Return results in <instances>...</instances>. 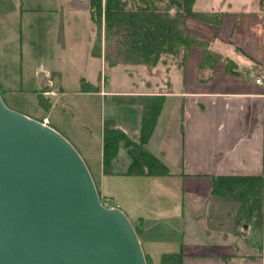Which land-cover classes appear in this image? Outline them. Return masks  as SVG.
Segmentation results:
<instances>
[{
  "label": "crops",
  "instance_id": "crops-1",
  "mask_svg": "<svg viewBox=\"0 0 264 264\" xmlns=\"http://www.w3.org/2000/svg\"><path fill=\"white\" fill-rule=\"evenodd\" d=\"M250 2L255 3V0ZM1 3L2 0L0 21L10 26L4 33L0 28L2 94L28 92L42 108H51L54 106V96L65 92L63 70H47L45 76L41 77L40 73L46 68L40 71L42 65H39V69L36 65L34 75H24L21 59L17 60L18 45L11 37L14 32L12 21L18 19L8 20L9 11L18 12V8L15 4L7 7ZM231 3L227 6L214 4L211 9L202 10L222 13L220 25L185 18L188 32L209 40L210 49L222 54V59L215 67L202 68V51L193 47L185 60L180 56L178 63L171 66V71L178 67V91H165L158 85L153 87L149 84L148 92L142 93L165 95L162 111L146 146L169 168V174H129L132 157L124 143L112 162V171L104 172V121L115 120L117 127L132 138H137L142 119L139 104L117 103L113 99V107L119 112L122 108L135 109L132 116L111 113L110 117H102L95 124L83 120L65 129L53 125L48 114L41 117H48L51 125L64 132L78 148L100 194L109 198L130 219L140 222V240L145 254L152 260L151 264H160L164 253L179 252L184 255L183 264H264V216L259 222L247 220L245 225L242 219L237 220L238 201L212 193V177L215 175L264 174V86L254 80L256 74L264 72V4ZM79 5H69L71 16L74 19L84 17L87 24L91 21L90 8ZM61 25L63 43L59 37L58 40L67 50L70 45L66 40L63 8ZM18 34L21 37L20 30ZM83 36L90 40L91 53L94 39L87 32ZM91 57L99 60L101 67L106 66L104 57ZM68 58L72 66L77 67L73 54H68ZM229 60L234 63L231 69L227 68ZM164 62L162 60L152 68L169 76L170 67ZM83 80L81 78V88ZM102 82L97 93L104 99L114 95L140 94L134 91H107ZM54 84L58 86L57 89ZM171 97L177 105V116L167 115L166 132L161 134V143L158 145L155 137ZM25 113L41 119L37 115L41 112ZM171 127L176 132L174 143H169L173 139Z\"/></svg>",
  "mask_w": 264,
  "mask_h": 264
},
{
  "label": "water",
  "instance_id": "water-1",
  "mask_svg": "<svg viewBox=\"0 0 264 264\" xmlns=\"http://www.w3.org/2000/svg\"><path fill=\"white\" fill-rule=\"evenodd\" d=\"M0 264H148L131 219L102 202L74 144L1 90Z\"/></svg>",
  "mask_w": 264,
  "mask_h": 264
},
{
  "label": "trees",
  "instance_id": "trees-1",
  "mask_svg": "<svg viewBox=\"0 0 264 264\" xmlns=\"http://www.w3.org/2000/svg\"><path fill=\"white\" fill-rule=\"evenodd\" d=\"M196 0H90V18L95 27L91 54L104 57L107 66L119 64L157 66L162 57L173 55L188 57L193 47L202 51V68H213L222 54L210 49L209 40L187 31L186 16H193L208 23L220 25L222 13L195 11ZM63 26L59 40L63 43ZM166 62V59L164 60ZM229 60L227 68H233ZM102 80V78H101ZM83 91H99L98 85L89 82ZM1 90V89H0ZM2 92V90H1ZM117 103L139 104L142 107L140 133L132 138L117 127L115 120L104 121L103 169L111 172L113 160L120 145L124 143L132 157L129 174L166 175L169 168L147 148L162 111L165 95L128 94L114 95ZM43 102V101H42ZM42 120V118L40 119ZM100 193V191H99ZM212 193L227 196L239 202L237 220L245 218L259 222L264 214V174L261 175H215L212 177ZM102 200L106 198L100 194ZM109 199V198H108ZM109 204L114 205L109 199ZM132 223L141 236V225ZM183 253H164L160 264H183ZM147 263L151 258L146 254Z\"/></svg>",
  "mask_w": 264,
  "mask_h": 264
},
{
  "label": "rangeland",
  "instance_id": "rangeland-1",
  "mask_svg": "<svg viewBox=\"0 0 264 264\" xmlns=\"http://www.w3.org/2000/svg\"><path fill=\"white\" fill-rule=\"evenodd\" d=\"M231 1L197 0L194 9L198 11L207 10L214 7V4H219V6H221V4H226L227 6ZM1 4H6L7 7H12L13 4H15L16 8H18V12H20L18 13L16 10L14 12L9 11L10 17L8 20H12L15 17L18 19L16 22L12 21L14 32H12L13 36L11 37L18 45L19 54L17 55V60L19 61L21 59L20 62L23 65L24 75L26 77L34 75L35 68L37 67L36 65H38V69L39 65H42L40 71H43L44 68L46 69L44 72L40 73L41 77L45 76L47 70L51 72L52 70L59 69L63 70V77L65 78V83H63L65 92L58 96H54V106L51 108H47V106L45 109L42 108L34 99V96L28 92L24 93L18 91L13 95H6V93H3L2 96L7 105L14 109H18L24 113L25 111L41 112L37 114L40 118L43 114H48L53 125L65 129L72 123L77 125L83 122V120L90 124H95L99 122L102 117H110L111 113L117 116H132L135 110L132 108H122L121 112L115 110L116 107H113V97L104 99V96L98 94L97 91H83L81 88V78H83L85 82L90 81L94 83L95 86H101L102 78V83L107 91H134L135 93L142 94L148 92L149 84L153 87L158 85L160 89H164L165 91H178L179 89V85L177 84V77L179 74L177 71L178 67L173 68V71H171V66L178 63L177 60L181 59L180 56L164 55L162 57V60L166 59V62H164L165 65L170 67L169 76H166L165 72L161 74L159 70L150 67H148V71L147 67L144 65L119 64L110 67L106 64L105 67H101L100 61L91 57V43L89 38L86 39V37L83 36V34L87 32L90 33L92 39H95V27L91 25V21H88L89 23L86 24L84 17L83 19H74L73 16H71L69 7L70 4H73V6L74 4H80L79 7H88L89 9L90 0H2ZM231 4H256L255 6H257L263 5L264 0H255V3L250 2V0L232 1ZM62 8L64 9V20L67 29L66 40L70 45L67 50L62 47L58 40ZM186 17H191L192 19L196 18L193 16ZM76 19L79 21L76 22ZM196 19L201 20L199 18ZM2 26L4 28H2ZM9 27L7 22L4 25V22L0 21V28L3 33L7 31ZM18 30L21 31V37L18 34ZM79 36L81 37L79 38ZM1 44L2 40L0 39V45ZM68 54H73L77 67L72 66ZM155 72L157 75L153 76ZM55 87L57 89L58 86L56 85ZM139 107L143 110L141 106ZM142 112L143 111H140V116H142ZM174 114L176 118L177 105L173 97H171L167 103L165 113L161 119L155 137V142L158 145L161 143V134L164 135L166 132L167 115H172L173 117ZM172 129L171 127L173 139L169 140V143L175 142L174 138L176 132L175 129ZM62 133L64 134V132ZM174 150L176 152V145L174 146ZM157 153L160 152L157 150ZM174 168L179 169L180 166H174ZM242 220L246 225L247 220L245 218ZM252 221L255 222L254 219ZM254 229H257V227H254Z\"/></svg>",
  "mask_w": 264,
  "mask_h": 264
},
{
  "label": "built area",
  "instance_id": "built-area-1",
  "mask_svg": "<svg viewBox=\"0 0 264 264\" xmlns=\"http://www.w3.org/2000/svg\"><path fill=\"white\" fill-rule=\"evenodd\" d=\"M254 80H255V82H256L257 84H259V85H263V86H264V72H260V73L256 74V75L254 76ZM42 122H43L44 124H50V120H49L48 117H44L43 120H42ZM105 204H106V205H109V201H108V199H106Z\"/></svg>",
  "mask_w": 264,
  "mask_h": 264
}]
</instances>
